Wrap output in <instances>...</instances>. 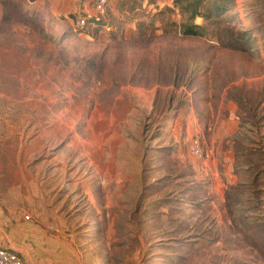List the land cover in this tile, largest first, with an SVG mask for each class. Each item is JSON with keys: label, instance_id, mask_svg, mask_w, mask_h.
I'll return each instance as SVG.
<instances>
[{"label": "rangeland", "instance_id": "374dc122", "mask_svg": "<svg viewBox=\"0 0 264 264\" xmlns=\"http://www.w3.org/2000/svg\"><path fill=\"white\" fill-rule=\"evenodd\" d=\"M7 1L13 25L34 15L35 77L62 82L50 107L78 119L79 174L71 152L46 168L77 264H264V0H68L56 19ZM196 142L231 171L202 173Z\"/></svg>", "mask_w": 264, "mask_h": 264}, {"label": "crops", "instance_id": "0c3cea01", "mask_svg": "<svg viewBox=\"0 0 264 264\" xmlns=\"http://www.w3.org/2000/svg\"><path fill=\"white\" fill-rule=\"evenodd\" d=\"M42 3L52 9L53 19L57 12L67 11L68 0ZM4 6L10 11L9 1L0 0V117L4 132L0 141V246L17 251L27 264H77L70 244L60 234L48 232L50 220L57 216L51 188H46V168L53 167L49 175L56 182L64 156L71 152L75 168L70 176L79 174L81 136L73 134L64 142L66 131L75 127L78 119L64 117L60 109L50 107L56 106L60 79L35 77L33 62H29L37 35L29 22L34 15H25L26 22L13 25L14 16L5 14ZM7 20L10 24H3ZM208 155L198 160L202 173L217 176L220 159L226 161L223 171H231L234 155L222 144L213 145Z\"/></svg>", "mask_w": 264, "mask_h": 264}, {"label": "built area", "instance_id": "2783aa9c", "mask_svg": "<svg viewBox=\"0 0 264 264\" xmlns=\"http://www.w3.org/2000/svg\"><path fill=\"white\" fill-rule=\"evenodd\" d=\"M107 2H108L107 0H97V10L100 14L105 13ZM87 24L88 21L84 17L76 20L75 22V26L80 30L84 29ZM3 134H4L3 122H2V118L0 117V141L3 138ZM192 151L193 154L199 159H203V157L205 156L204 151L202 150V147L199 145L198 142L193 144ZM26 218L28 219L29 216H26ZM50 228L55 232H59L58 228L54 227L53 225H51ZM0 264H27V263L17 251L9 249L4 246H0Z\"/></svg>", "mask_w": 264, "mask_h": 264}, {"label": "trees", "instance_id": "16d2710c", "mask_svg": "<svg viewBox=\"0 0 264 264\" xmlns=\"http://www.w3.org/2000/svg\"><path fill=\"white\" fill-rule=\"evenodd\" d=\"M34 1V0H31ZM195 3H199L201 0H193ZM220 11V8H219ZM185 34H189V35H194V36H200V33H198V31L193 30V29H187L185 30Z\"/></svg>", "mask_w": 264, "mask_h": 264}]
</instances>
